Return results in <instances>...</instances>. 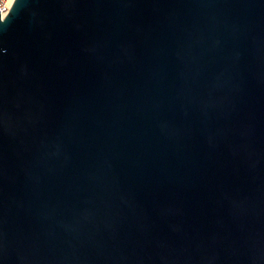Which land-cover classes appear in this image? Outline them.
<instances>
[{"label":"water","instance_id":"1","mask_svg":"<svg viewBox=\"0 0 264 264\" xmlns=\"http://www.w3.org/2000/svg\"><path fill=\"white\" fill-rule=\"evenodd\" d=\"M2 17L0 264H264V0Z\"/></svg>","mask_w":264,"mask_h":264},{"label":"built area","instance_id":"2","mask_svg":"<svg viewBox=\"0 0 264 264\" xmlns=\"http://www.w3.org/2000/svg\"><path fill=\"white\" fill-rule=\"evenodd\" d=\"M14 0H0V17L10 11Z\"/></svg>","mask_w":264,"mask_h":264},{"label":"snow or ice","instance_id":"3","mask_svg":"<svg viewBox=\"0 0 264 264\" xmlns=\"http://www.w3.org/2000/svg\"><path fill=\"white\" fill-rule=\"evenodd\" d=\"M3 17H0V19H2Z\"/></svg>","mask_w":264,"mask_h":264}]
</instances>
